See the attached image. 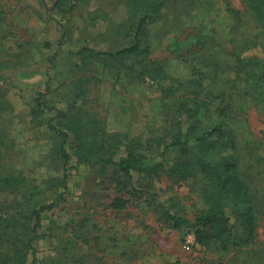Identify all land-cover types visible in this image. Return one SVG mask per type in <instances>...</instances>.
Returning <instances> with one entry per match:
<instances>
[{"label":"rangeland","instance_id":"obj_1","mask_svg":"<svg viewBox=\"0 0 264 264\" xmlns=\"http://www.w3.org/2000/svg\"><path fill=\"white\" fill-rule=\"evenodd\" d=\"M128 151L141 192L116 209L106 159ZM200 156L240 173L251 237L229 207L212 248L163 218L207 207ZM0 264H264V22L247 0H0Z\"/></svg>","mask_w":264,"mask_h":264},{"label":"trees","instance_id":"obj_2","mask_svg":"<svg viewBox=\"0 0 264 264\" xmlns=\"http://www.w3.org/2000/svg\"><path fill=\"white\" fill-rule=\"evenodd\" d=\"M248 6L255 14V16L262 22H264V0H247ZM145 18L142 17L137 25L136 34L141 32L144 25ZM139 50V39H137L132 45L122 48L116 53H135ZM44 92H39L35 97V101L39 106H46L49 110L52 107L46 105L42 101ZM57 114L64 116L65 113L61 110L57 111ZM56 132L61 137L60 154L63 158L64 166L69 161V155L63 148L65 142L66 133L57 130ZM224 132L222 124L219 122L212 124L209 128L202 129L195 138L201 143L209 137L220 136ZM175 146H182L184 150L187 147L184 143H181L176 139L174 141ZM199 146V145H198ZM197 164L200 168V173L204 176L207 184V191H205V199L208 200V205L205 209L196 213L192 220L180 217L178 215L171 214L168 211H163V218L170 222L172 228L188 227L194 234V239L198 244H201L207 248H212L219 243H224L225 234L229 231L231 224V216L226 213V207L232 209L237 217L243 220L245 229L247 230V238L251 237L254 232L255 215L253 213V206L250 203L247 195V188L244 181L241 178L240 173L232 166L229 171L220 170L214 163L208 162L202 156L197 157ZM107 162L116 166L117 175L113 178V187L115 191L119 193L112 202L111 206L119 209L124 207L130 200V196L140 193V187L136 185L135 175L139 174L141 169L140 157L134 153L128 151L127 155L117 160L106 159ZM66 168V167H65ZM128 197H125L127 196ZM53 207V203L44 204L36 207L32 211L33 226L32 230L39 227L43 212L50 210ZM34 237V235H33ZM31 237V240L32 238ZM31 248V255L34 259V248Z\"/></svg>","mask_w":264,"mask_h":264}]
</instances>
